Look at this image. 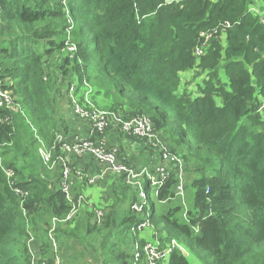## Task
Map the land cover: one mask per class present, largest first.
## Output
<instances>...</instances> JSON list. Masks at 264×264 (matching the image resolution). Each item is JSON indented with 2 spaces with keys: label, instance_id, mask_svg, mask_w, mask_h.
<instances>
[{
  "label": "trees",
  "instance_id": "trees-1",
  "mask_svg": "<svg viewBox=\"0 0 264 264\" xmlns=\"http://www.w3.org/2000/svg\"><path fill=\"white\" fill-rule=\"evenodd\" d=\"M253 3L0 0V79L21 106L0 110V264H32L30 249L37 246V264H55L51 232L58 253L98 233L103 246L117 252L119 264H134L131 230L147 219L164 247L175 241L187 251L185 256L176 247L168 264H192L191 256L204 264H264V121L258 113L264 99V23L250 12ZM225 23L231 27L212 36L197 59L194 51L205 42L201 34ZM187 73L195 84L180 91ZM73 85L88 108L126 120L148 117L155 136L125 137L112 127L105 135L92 136L91 128L75 132V124L84 121L73 114ZM59 135L68 142L75 136L109 138L110 147L118 140L122 163L153 173L165 168L169 179L151 211L132 212L138 189L108 177L109 202L83 205L66 221L71 206L61 191V167L51 170L39 156L40 138L52 148ZM125 138L143 144L139 158L127 157ZM166 153L179 163L168 166ZM61 154L57 145L52 161ZM71 166L87 174L99 171L89 156L72 157ZM180 169L188 200L172 206ZM76 184V197L86 196L87 181ZM96 211L104 213L101 225Z\"/></svg>",
  "mask_w": 264,
  "mask_h": 264
},
{
  "label": "built area",
  "instance_id": "built-area-1",
  "mask_svg": "<svg viewBox=\"0 0 264 264\" xmlns=\"http://www.w3.org/2000/svg\"><path fill=\"white\" fill-rule=\"evenodd\" d=\"M253 1L254 3L250 8V12L259 15L261 17V21L264 23V12H262L259 8V0ZM67 2L68 0H63L65 5ZM230 27L231 25L229 23H225L220 28L215 29L212 32L202 33L201 37L205 39V42L200 47L196 48L194 51L195 57L199 59L203 56L204 48L206 47L205 45L212 36L217 35L219 31L224 32L225 29ZM70 50L73 51L74 49L70 48ZM75 91L76 87L73 85L69 91V99L72 102L73 114L80 120L90 125L92 136L96 132L101 135H105L106 131L111 127L114 128L115 134L124 135L125 137H136L143 140L145 138H152L155 136L153 133L154 129L152 122L148 117L138 116L136 118L126 120L120 114L115 112L102 111L94 106H89L88 108L80 103L76 97ZM88 95H90V91L86 94V103L90 105L91 103H89L87 99L89 97ZM3 108L17 109L21 111L20 104L16 103L13 96L6 89H4V83L0 79V110ZM258 113L261 115L264 114V100L259 106ZM57 145L62 146L63 154L59 155L55 161H52V156ZM118 152L119 149L115 146L110 147L104 137L95 141L75 136L68 142L64 139V136L59 135L57 136L55 144L52 148H48L45 142L40 138L39 156L43 163L51 170H54L58 166L61 167V191L71 206V210L66 218V221H71L77 217V215L80 214L83 205L88 204L85 196L78 195L79 197H76L74 193V185L76 183L87 181L88 186H94L104 182L108 179V177L123 179L125 184L134 189H138V201L134 202L130 207L132 212L143 214L145 210L149 211V204L152 196L156 198L158 190L165 185L170 174L165 168H158L156 173H153L147 168L137 171L133 168V166L122 163L118 158ZM85 156H89L95 160L99 166L98 172L95 174H87L84 169H76L71 166L72 157L82 158ZM164 158H167L168 162L171 164L173 162L179 163L177 158H168L167 153L164 154ZM8 175L9 177H12L13 173L8 172ZM74 179H77L78 181H74ZM178 179L179 185L177 187L176 197H181L184 200V198L186 199L185 174L182 169H180ZM145 186L149 187V193L146 191ZM16 192L22 197L25 196V194H23L20 190H16ZM182 205L185 206L184 201ZM96 214L98 225H101L103 223L104 213L102 211H96ZM147 229H151V223L148 219L143 221L140 225L134 226L131 230L132 236L136 237V241L131 247L134 264H138L143 260L145 261V264H164L165 261L167 262L171 252L179 246L175 241H173L169 246L164 247L157 236L151 241H147L142 244L138 240V236ZM48 237L52 242L54 252L57 253L58 247L53 233L51 232ZM179 248L183 252L185 251L181 247ZM30 255L32 264H37V259L39 258L36 260L33 259L35 256L33 247L30 249ZM39 260H41V258ZM42 264L47 263L46 261H43ZM55 264H62L58 255L56 256Z\"/></svg>",
  "mask_w": 264,
  "mask_h": 264
},
{
  "label": "rangeland",
  "instance_id": "rangeland-1",
  "mask_svg": "<svg viewBox=\"0 0 264 264\" xmlns=\"http://www.w3.org/2000/svg\"><path fill=\"white\" fill-rule=\"evenodd\" d=\"M192 76H193L192 73L183 74L182 75V78L183 79H182V85H181L180 91H182L183 88H185L184 86H186L187 82H189L187 80L191 79ZM193 84H195V82H193ZM76 97H77L78 100L80 99V96L77 95V94H76ZM263 100L264 99H261V102ZM261 102H260V104H261ZM22 115L25 118H29L28 117L29 115H27L26 112H22ZM261 116H262L263 121H264V114L261 115ZM125 139L127 141L131 142L130 139H128V138H125ZM134 146L137 147V144L133 142L132 145H131V150H130L129 153H133ZM136 151H137V149H136ZM133 155H135L137 158H139V154L138 153L133 154ZM133 155L131 157L129 156V158L131 159L133 157ZM147 155H148V153H147ZM144 156H146V155H144ZM164 162L169 166V162H168V159L167 158L165 159ZM158 163L161 164L162 162L159 161ZM112 179L115 180L116 178L112 177ZM75 186H77V184H75ZM188 195L191 198V191H190V189L188 191ZM89 198L90 197L87 196V194H86L85 199L88 202V204H86L85 207L89 206L90 204H92V206H93L92 199L90 198L91 199L90 200ZM187 200H188V198H187ZM187 200L185 198L183 200L181 197H176L175 200L172 203V206H179V205L181 206L182 203H183V201L186 204ZM154 201H155V198H154V196H152L151 201H150V204H149V211H151L152 205H153ZM108 202H109V200H108ZM162 209H164V208L162 207ZM147 230H149V229H147ZM94 235L96 236L95 237L96 239L95 238L94 239H91V237H90L88 240H86V238H85L84 242H82L80 244H75V245L72 244L71 245V247L69 248L70 249L69 251L71 252L72 256H74L73 260H76L77 259L78 262H79V264H110V261H108V260H111L112 259L113 256H110V255H112L113 252L112 251H108L106 249V247L103 246V244H102V242H103V236H102V234L99 235L98 233H94ZM66 252L67 251L65 249H62V251H60L59 253L57 252V255H58V257H59V259H60L61 262L64 261L63 255ZM192 255H194V254L192 253ZM33 259L36 260L37 259V256H34ZM191 260H192V264H204L205 263L203 260H199L196 256H191ZM44 261H46V260H44ZM164 264H168V262L165 261Z\"/></svg>",
  "mask_w": 264,
  "mask_h": 264
},
{
  "label": "crops",
  "instance_id": "crops-1",
  "mask_svg": "<svg viewBox=\"0 0 264 264\" xmlns=\"http://www.w3.org/2000/svg\"><path fill=\"white\" fill-rule=\"evenodd\" d=\"M258 4H259V8L261 9V11L264 12V8H263L264 7V2H263V0H259V3ZM194 80H195L194 78H191V79L187 80V81H189L187 83L188 84H191V83H193ZM190 88H193V86H190ZM90 128H91L90 125H88L87 123H85V122H78V124H75L74 131L85 134V133H88L89 132ZM106 140L110 144L109 138H106ZM124 143H127L128 144V145H126V148L124 149V151L128 149L127 150V157L128 158H129V156L131 157L133 154H136V153L139 154L142 151V149H143V144L139 143V144H137V147L134 146L133 153H129L130 150H131V145L132 144H130V142L127 141L126 139L123 140V145H124ZM113 145L115 147H117L118 149L121 147V144H120V142L118 140L117 141L115 140ZM136 149H137V151H136ZM133 156L135 157V155H133ZM106 181L105 182H102L100 184H96V185H94L92 187L91 186H88V191L86 192V194H87V196H89L92 199V203L93 204H98V205H100V204L106 205L107 204L108 199H106V196L105 195L108 193V189L106 187V184L108 182H112L114 180L111 179V181H110V179H108V182H106ZM153 237L154 236H153V233L151 232V230L150 231L149 230H146V231H144L142 234H140L138 236V240L140 242H144L145 243L147 241L152 240ZM72 244L75 245L77 243H72ZM37 247H38L37 249H34L35 256H37V258H41L40 257L41 256V249H40L39 246H37ZM124 249H126V248H124ZM65 250H67V252L63 255L64 261H62V264H79V262H78V260L76 258H75L76 260H73L74 256H72L71 252L69 251L70 249L65 248ZM110 256H113L111 260H108V261H110V264H119L116 261L117 256H118L117 252H116V254L110 255ZM37 261H40V260L37 259Z\"/></svg>",
  "mask_w": 264,
  "mask_h": 264
},
{
  "label": "water",
  "instance_id": "water-1",
  "mask_svg": "<svg viewBox=\"0 0 264 264\" xmlns=\"http://www.w3.org/2000/svg\"><path fill=\"white\" fill-rule=\"evenodd\" d=\"M183 254H184L185 256H188L187 252H185V251L183 252Z\"/></svg>",
  "mask_w": 264,
  "mask_h": 264
},
{
  "label": "clouds",
  "instance_id": "clouds-1",
  "mask_svg": "<svg viewBox=\"0 0 264 264\" xmlns=\"http://www.w3.org/2000/svg\"><path fill=\"white\" fill-rule=\"evenodd\" d=\"M261 115V114H260Z\"/></svg>",
  "mask_w": 264,
  "mask_h": 264
}]
</instances>
